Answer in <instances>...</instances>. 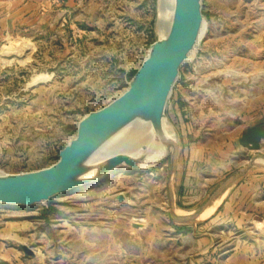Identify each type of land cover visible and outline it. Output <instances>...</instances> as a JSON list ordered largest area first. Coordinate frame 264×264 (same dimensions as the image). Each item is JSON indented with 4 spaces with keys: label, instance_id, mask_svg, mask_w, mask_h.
Here are the masks:
<instances>
[{
    "label": "rangeland",
    "instance_id": "obj_1",
    "mask_svg": "<svg viewBox=\"0 0 264 264\" xmlns=\"http://www.w3.org/2000/svg\"><path fill=\"white\" fill-rule=\"evenodd\" d=\"M159 6L0 0L1 171L52 166L82 118L127 90L124 77L160 37ZM202 12L206 36L166 109L168 158L138 171L122 167L45 204L0 205V264H225L238 239L262 237V225L225 219L218 205L237 171L264 173V143L258 152L247 147L254 118L242 121L234 89L242 79L251 100L264 87V0H202ZM178 118L192 134L179 133L172 149ZM211 198L210 211L203 205ZM20 244L36 256H25Z\"/></svg>",
    "mask_w": 264,
    "mask_h": 264
},
{
    "label": "water",
    "instance_id": "obj_2",
    "mask_svg": "<svg viewBox=\"0 0 264 264\" xmlns=\"http://www.w3.org/2000/svg\"><path fill=\"white\" fill-rule=\"evenodd\" d=\"M204 23L207 24L202 12V0H176L167 36H160L152 43L141 67L131 77L127 90L104 108L82 118L75 139L60 151L57 162L52 166L14 175L2 171L0 205L33 207L45 204L56 197L101 181L122 167L132 171L143 168V158H136L126 149L119 148L98 167L89 163L117 139L129 121L140 112L151 115L160 132L163 131L164 120L169 123L166 115L168 102L182 68L190 64L191 57L197 51ZM171 131L175 137L174 149L180 137L176 128L172 127ZM245 140L249 149L257 152L261 150L264 123L248 130ZM176 159L175 154L172 168L176 165ZM94 170L95 175L89 177ZM193 214L189 216L194 217ZM19 249L27 257L36 256V252L26 244H20Z\"/></svg>",
    "mask_w": 264,
    "mask_h": 264
},
{
    "label": "crops",
    "instance_id": "obj_3",
    "mask_svg": "<svg viewBox=\"0 0 264 264\" xmlns=\"http://www.w3.org/2000/svg\"><path fill=\"white\" fill-rule=\"evenodd\" d=\"M234 89L237 91L238 114L244 118L242 121L247 123L249 116L254 118L251 128L263 124L264 105H259V101L264 99V87L257 91L256 96L254 95L251 100H248L246 94L243 93L242 79L235 82ZM239 103H241V107H239ZM177 130L181 135L192 134L189 123H184L181 118L177 120ZM250 170L237 171L234 175L237 176V180L230 176L224 187H221L218 205L219 216H225L227 219L233 215L236 219L240 217L242 221H252L262 225V237L252 240L238 239L234 251L225 257V264H264V173L257 176ZM232 182L235 183L232 185ZM212 202L211 198L203 205V208L213 210ZM199 216L200 214L197 217ZM2 230L0 227V245L2 244Z\"/></svg>",
    "mask_w": 264,
    "mask_h": 264
},
{
    "label": "bare ground",
    "instance_id": "obj_4",
    "mask_svg": "<svg viewBox=\"0 0 264 264\" xmlns=\"http://www.w3.org/2000/svg\"><path fill=\"white\" fill-rule=\"evenodd\" d=\"M159 5L157 29L161 37H166L173 21L176 0H159ZM207 30V24L204 23L200 34V42L205 38ZM131 120L118 138L114 139L106 149L90 161L91 166L98 167L118 148L126 149L129 154L136 158H143L142 167L152 166L164 159L163 157L171 150V144L168 143V137L166 136L169 123L164 120L163 131L160 132L153 117L149 114L140 112ZM1 173L0 170V175ZM95 173L94 170L88 176H94ZM193 215L198 216L199 213Z\"/></svg>",
    "mask_w": 264,
    "mask_h": 264
},
{
    "label": "built area",
    "instance_id": "obj_5",
    "mask_svg": "<svg viewBox=\"0 0 264 264\" xmlns=\"http://www.w3.org/2000/svg\"><path fill=\"white\" fill-rule=\"evenodd\" d=\"M152 43H153V42H151L149 45H148V44L146 45V47H148V48L144 51V54L142 55L141 60H140V62H139V64H138V68L141 67V65H142V63H143V61H144L146 55L148 54V51H149V49H150ZM138 68H136L135 72L138 70ZM130 79H131V78H130ZM124 80H125L126 84L128 85V84H129V81H130L129 78H128V77H124ZM263 143H264V140H263L262 144H263ZM59 153H60V151L58 152L57 156L54 157V163L57 162V160H58V158H59ZM54 163H53V164H54Z\"/></svg>",
    "mask_w": 264,
    "mask_h": 264
}]
</instances>
